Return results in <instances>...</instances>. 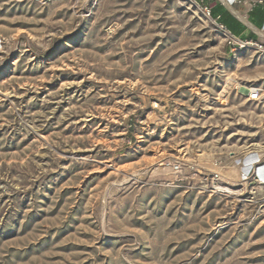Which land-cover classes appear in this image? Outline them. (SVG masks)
I'll use <instances>...</instances> for the list:
<instances>
[{
	"label": "rangeland",
	"instance_id": "rangeland-1",
	"mask_svg": "<svg viewBox=\"0 0 264 264\" xmlns=\"http://www.w3.org/2000/svg\"><path fill=\"white\" fill-rule=\"evenodd\" d=\"M203 8L0 0V264H264V51Z\"/></svg>",
	"mask_w": 264,
	"mask_h": 264
},
{
	"label": "crops",
	"instance_id": "crops-1",
	"mask_svg": "<svg viewBox=\"0 0 264 264\" xmlns=\"http://www.w3.org/2000/svg\"><path fill=\"white\" fill-rule=\"evenodd\" d=\"M199 1L204 4V7L209 8L210 11H215L217 9H221V12L226 11L229 15L228 22L234 33L228 31L240 41L262 44L264 46V36L259 35L251 28L253 27L254 29H257V31H261L264 23V11L260 6L253 4L254 0H245L232 6L244 17L248 24L242 22L233 15L221 0H210V2H207L206 0ZM216 14V19H218L220 13L218 12Z\"/></svg>",
	"mask_w": 264,
	"mask_h": 264
},
{
	"label": "built area",
	"instance_id": "built-area-1",
	"mask_svg": "<svg viewBox=\"0 0 264 264\" xmlns=\"http://www.w3.org/2000/svg\"><path fill=\"white\" fill-rule=\"evenodd\" d=\"M243 1H245V0H231L229 2V4L231 6H233L235 4H239V3L243 2ZM253 4L260 6L263 9V11H264V0H254ZM203 12H204V14L206 16L211 17L209 8L204 7L203 8ZM213 21H214L215 25L217 26V28L226 37V39L228 40L229 44L237 45L239 47H246V48H252L254 50L264 51V46L262 44L240 41L238 38L233 36L227 30V28L225 26L217 23L216 20H213ZM261 31L264 32V23H263V27L261 28ZM263 99H264V92H263V90L261 88L253 87V88L247 89V100L248 101L259 103ZM152 108H153L154 111H157V112L162 110L161 109V105L159 103H154ZM246 160L247 159H244L243 162H242L241 173H240L241 176H243L245 178H247L249 176V174L252 171L253 167L259 163V160L255 159L252 162V164L246 165ZM171 169L174 172H179L180 171V166H179V164H173V165H171Z\"/></svg>",
	"mask_w": 264,
	"mask_h": 264
},
{
	"label": "bare ground",
	"instance_id": "bare-ground-1",
	"mask_svg": "<svg viewBox=\"0 0 264 264\" xmlns=\"http://www.w3.org/2000/svg\"><path fill=\"white\" fill-rule=\"evenodd\" d=\"M225 5H226V7L230 10V12L233 14V15H235L239 20H241L242 22H244V23H246V24H248L247 23V21L244 19V17L242 16V15H240L230 4H229V2L231 1V0H221ZM251 27V26H250ZM254 31H256L259 35H262V36H264V32H262V31H257V29H254L253 27H251ZM205 156V155H204ZM200 157H201V155H200ZM210 158V157H209ZM257 157L256 156H254L253 154H250L249 155V157L247 158V160H246V165H250V164H252V162L256 159ZM201 160V159H200ZM199 160V161H200ZM202 161V160H201ZM200 161V162H201ZM205 168H206V166H205ZM258 173L259 174H264V168H260L259 170H258ZM230 174V173H229ZM228 175V174H227ZM232 179V178H231Z\"/></svg>",
	"mask_w": 264,
	"mask_h": 264
},
{
	"label": "trees",
	"instance_id": "trees-1",
	"mask_svg": "<svg viewBox=\"0 0 264 264\" xmlns=\"http://www.w3.org/2000/svg\"><path fill=\"white\" fill-rule=\"evenodd\" d=\"M207 2H210V0H206ZM220 13L219 14V18L216 19V13ZM210 15H211V18L216 20L217 23L225 26L227 28V30H229L231 33H234V31L232 30L229 22H228V13L226 11H222L221 12V9H217L215 11H210Z\"/></svg>",
	"mask_w": 264,
	"mask_h": 264
}]
</instances>
